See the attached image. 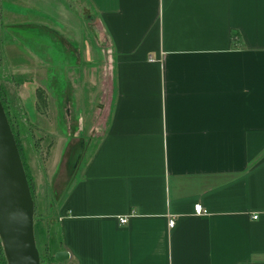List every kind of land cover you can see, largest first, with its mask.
<instances>
[{"label": "crops", "instance_id": "obj_1", "mask_svg": "<svg viewBox=\"0 0 264 264\" xmlns=\"http://www.w3.org/2000/svg\"><path fill=\"white\" fill-rule=\"evenodd\" d=\"M84 5L108 114L56 203V264H264V0Z\"/></svg>", "mask_w": 264, "mask_h": 264}, {"label": "rangeland", "instance_id": "obj_2", "mask_svg": "<svg viewBox=\"0 0 264 264\" xmlns=\"http://www.w3.org/2000/svg\"><path fill=\"white\" fill-rule=\"evenodd\" d=\"M59 4L0 0L1 105L17 137L41 258L59 246L56 203L96 145L108 114L105 50L96 23L87 20L84 0H67L66 11ZM81 41L85 60L76 63Z\"/></svg>", "mask_w": 264, "mask_h": 264}, {"label": "water", "instance_id": "obj_3", "mask_svg": "<svg viewBox=\"0 0 264 264\" xmlns=\"http://www.w3.org/2000/svg\"><path fill=\"white\" fill-rule=\"evenodd\" d=\"M33 213L28 181L0 101V245L5 264H40ZM68 257L65 250L53 254L56 262Z\"/></svg>", "mask_w": 264, "mask_h": 264}, {"label": "trees", "instance_id": "obj_4", "mask_svg": "<svg viewBox=\"0 0 264 264\" xmlns=\"http://www.w3.org/2000/svg\"><path fill=\"white\" fill-rule=\"evenodd\" d=\"M0 100H1V102H2V95L0 94ZM5 114H6V118L8 117V115H7V112L5 111ZM7 121H8V119H7ZM9 125H10V128H11V131H12V135H13V137H14V139H15V143H16V146H17V150H18V152H19V145H18V142H17V137H15V130H14V128L12 127V125H11V123H9ZM19 154H20V152H19ZM77 155H80V153L79 152H77V154H75V159H76V156ZM21 158V157H20ZM72 163V162H71ZM58 228V227H57ZM33 230H34V225H33ZM58 229H57V236H58ZM58 245H59V238H58ZM47 248V247H46ZM56 249L54 248V250H52L51 252L50 251H48V248H47V250H45V251H47L46 253L47 254H45V257L44 258H41V256L39 255V260H40V263H42V264H50L52 261H54V259H53V254H54V252H56L55 251ZM0 264H5V259H4V255H3V253H2V251H1V245H0Z\"/></svg>", "mask_w": 264, "mask_h": 264}, {"label": "built area", "instance_id": "obj_5", "mask_svg": "<svg viewBox=\"0 0 264 264\" xmlns=\"http://www.w3.org/2000/svg\"><path fill=\"white\" fill-rule=\"evenodd\" d=\"M148 60L152 61V58H148ZM205 212H206V210L202 207L201 203L200 204L196 203V204L193 205V214L201 215V214H203ZM250 216H251L252 219H256L258 215L256 213H252ZM126 218H127V216H120V217H118V220H119L120 223H125L127 221ZM173 223H174V219L168 217V219H167V227H169V228L172 227Z\"/></svg>", "mask_w": 264, "mask_h": 264}, {"label": "flooded vegetation", "instance_id": "obj_6", "mask_svg": "<svg viewBox=\"0 0 264 264\" xmlns=\"http://www.w3.org/2000/svg\"><path fill=\"white\" fill-rule=\"evenodd\" d=\"M63 101V103L62 104H64L65 102H67V101H65V100H62Z\"/></svg>", "mask_w": 264, "mask_h": 264}]
</instances>
